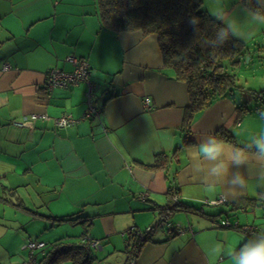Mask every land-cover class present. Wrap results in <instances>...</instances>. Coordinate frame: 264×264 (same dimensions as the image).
Listing matches in <instances>:
<instances>
[{"label":"crops","instance_id":"obj_1","mask_svg":"<svg viewBox=\"0 0 264 264\" xmlns=\"http://www.w3.org/2000/svg\"><path fill=\"white\" fill-rule=\"evenodd\" d=\"M201 2L208 14L210 8L219 11L224 25L238 26L241 36L235 38L247 47L258 40L264 51V20L245 0ZM69 57L89 62V82L48 90L50 70L75 69ZM234 92L192 112L187 85L163 64L157 37L105 27L97 0H0V264H15L12 249H26L28 242L46 244L52 230L55 241H97L92 264H129L127 231L157 224L159 209L171 201L170 187L190 209L169 215L178 228L173 236L160 223L135 263L230 259L243 234L224 229L222 220L264 230L256 221L264 208L250 203L264 200V158L254 155V140L264 137L258 112L264 101L257 98L261 106L253 108L250 96ZM63 116L74 123L57 127ZM211 135L223 141L226 153L246 149L253 159L232 164L226 178L216 175L228 156L208 160L198 148ZM238 174L249 183L233 191L230 181ZM203 180L219 186L209 191ZM221 197L225 205L205 204ZM222 212L238 215L235 224ZM71 217L76 222L58 221ZM217 244L220 256L213 252Z\"/></svg>","mask_w":264,"mask_h":264},{"label":"trees","instance_id":"obj_2","mask_svg":"<svg viewBox=\"0 0 264 264\" xmlns=\"http://www.w3.org/2000/svg\"><path fill=\"white\" fill-rule=\"evenodd\" d=\"M97 2L101 22L105 27L117 33L140 32L144 36L157 37L163 64L173 69L177 79L187 85L192 112L208 106L214 99L231 95L236 89L244 91V88L236 84L234 69L240 67L249 56V49L245 42L231 35L226 41H217V33L225 25L207 13L201 0H97ZM244 4L252 14L264 17V0H245ZM193 16L199 21L198 32L189 23ZM255 97L264 101V96ZM162 157L160 154L156 156L157 167L163 166ZM176 192L174 187H170L171 201L166 207L159 209L162 217L155 226L144 231L135 228L127 231L129 262L135 259L145 243L151 241V236L160 223H164L165 226L169 223L167 219L172 212L189 211L190 207L180 202ZM250 203L264 208V200H250ZM76 220L71 217L58 221ZM231 228L233 227L226 229ZM258 228L259 232L262 231L259 226ZM236 231L240 232L238 229ZM175 234L176 231L168 235ZM244 237L242 244L254 236ZM91 242L85 238L79 243L67 244L64 240H57L52 244H44L38 254L36 253L38 250L33 254L29 253V261L25 264H59L64 261H70L71 264H92Z\"/></svg>","mask_w":264,"mask_h":264},{"label":"clouds","instance_id":"obj_3","mask_svg":"<svg viewBox=\"0 0 264 264\" xmlns=\"http://www.w3.org/2000/svg\"><path fill=\"white\" fill-rule=\"evenodd\" d=\"M209 15L215 20L222 22L221 14L216 9L210 8ZM254 16L264 20V17H259V14H254ZM189 23L198 32V18L195 16L191 17ZM230 35L237 38H240L241 36L238 26L234 23L226 24L219 29V32L217 33V41H226ZM243 38H251V35ZM258 112L260 115L264 116V108L259 109ZM222 144L223 141L215 135H211V139L207 142L198 143V148L203 158H207L208 160H220L222 157L226 155L228 156V162L226 164H221L214 169V173L218 176L226 178L230 174L229 167L232 164L244 165L253 159V156H250L246 149H238L231 154H228L223 150ZM254 147L259 150L258 153L254 154L255 157L264 158V137L255 139ZM260 163L264 165V159H260ZM203 182L209 191H215L217 186H219L216 183H207L204 180ZM230 183L233 185V191H242L247 187L249 180L245 175L238 174L230 181ZM215 202V200L211 201V203ZM213 252L216 256H220L223 253V249L217 244L213 249ZM206 255L208 254L206 253ZM230 259L232 264H264V231H260L253 238L246 240V242H244L237 250L231 253Z\"/></svg>","mask_w":264,"mask_h":264},{"label":"rangeland","instance_id":"obj_4","mask_svg":"<svg viewBox=\"0 0 264 264\" xmlns=\"http://www.w3.org/2000/svg\"><path fill=\"white\" fill-rule=\"evenodd\" d=\"M252 41H249L248 47L252 46V54H250V56H247L245 58V61H243L240 65V67H237L234 69L237 81L236 84L239 87L244 88V91H240L238 89L235 90L234 94H236L235 97L239 98L240 95L245 94L246 97H249V100L251 101V107L256 108L255 106H261L260 102H257L258 100H256L257 97L261 98L262 96H264V51L262 49L263 43H258L259 41L257 40L255 43H251ZM261 47V48H260ZM263 93V94H261ZM253 94V95H252ZM262 101V100H261ZM263 107V105H262ZM264 108V107H263ZM216 210V209H214ZM218 210V209H217ZM223 219L227 218L228 216H230V220L235 224V220L236 217H238V215H232L230 213L223 214ZM256 221L259 224H264V214L262 212V210H259V212L256 214ZM240 220L243 222V220H245V216H239ZM59 223V222H58ZM56 223V224H58ZM59 226L55 227V229H58ZM224 231V230H223ZM231 233H233L234 235H238V232H235L236 230H234L233 228L228 230ZM225 231V232H228ZM10 233H14L13 231H11ZM237 233V234H236ZM57 235V232H55V230L49 231L46 235H45V239H46V244L49 243H53L56 239L55 236ZM11 236L8 235L7 238H5V242L7 246H10L11 243ZM242 240L245 239V237L243 235H241ZM77 243L78 241L76 240H71V241H66L65 243L67 244H72V243ZM29 243V242H28ZM45 244V243H44ZM14 255L11 257L13 259V263L15 264H25L29 261V253L30 251L28 249H12ZM10 254V252H9ZM8 254V255H9ZM226 255L222 256V259L225 258ZM9 257V256H8ZM93 258H95V253H93ZM97 258V257H96ZM217 264H232V261L227 257L225 258L223 261H219Z\"/></svg>","mask_w":264,"mask_h":264},{"label":"built area","instance_id":"obj_5","mask_svg":"<svg viewBox=\"0 0 264 264\" xmlns=\"http://www.w3.org/2000/svg\"><path fill=\"white\" fill-rule=\"evenodd\" d=\"M67 60L74 63L75 69L71 73H66L63 71L56 70V69L50 70L47 75V84H46V87L48 88V90L51 91L53 90V88H57V87H72L81 82H89V76H90L89 62L85 59H77L74 57H69ZM5 69H7V67H5ZM91 105H92V102H91ZM149 105H150V99L147 97L144 99V106L148 108ZM95 111H96L95 107H91L88 114L93 115ZM36 117H37L36 115L33 116L34 119ZM73 123L74 121L70 116H63L56 120L57 127H67ZM176 199L177 197L175 196L174 200ZM215 201H216L215 203L206 202L205 204L209 206H219V205H225L227 203L226 199L223 197ZM166 226H167L168 234H171L174 231L178 230V228L173 226L171 223H167ZM220 226L223 228L233 227L235 229H238L244 235H249V236H255L259 232L258 226L245 225V226L239 227L238 224L231 225V223L228 220H222L220 222ZM43 246H44L43 243L30 242L27 244L26 249H28L30 253L33 254L36 250L42 249ZM91 247L93 249H99V243L97 241L92 242ZM129 264H136L135 259L131 260Z\"/></svg>","mask_w":264,"mask_h":264}]
</instances>
